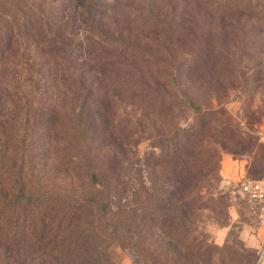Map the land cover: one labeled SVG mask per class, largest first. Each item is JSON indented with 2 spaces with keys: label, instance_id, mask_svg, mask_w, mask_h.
<instances>
[{
  "label": "rangeland",
  "instance_id": "1",
  "mask_svg": "<svg viewBox=\"0 0 264 264\" xmlns=\"http://www.w3.org/2000/svg\"><path fill=\"white\" fill-rule=\"evenodd\" d=\"M246 1L0 0V264L243 258L262 220L221 168L264 176V8ZM170 88L193 106L150 107ZM175 159L196 176L184 221L161 209Z\"/></svg>",
  "mask_w": 264,
  "mask_h": 264
},
{
  "label": "trees",
  "instance_id": "2",
  "mask_svg": "<svg viewBox=\"0 0 264 264\" xmlns=\"http://www.w3.org/2000/svg\"><path fill=\"white\" fill-rule=\"evenodd\" d=\"M209 0H204V2H208ZM247 3L244 5V11L245 12H252L255 8L260 7V8H264V1H260V0H257L256 2L252 3V0H248L246 1ZM90 73V69L87 70L86 68H81L80 71L77 72V78L79 77H82L84 74H89ZM158 93L155 94V96H153L152 100H151V105L150 107H153V108H157V109H161L164 107V103H165V100H169L171 102L170 99H172V101H178L180 102V104L182 103H186L188 102L189 106H193L192 103L190 101H185L183 100L181 97H179V93L177 91H175L173 88H170L168 91H165V90H158L157 91ZM178 130L175 131L176 134H173L172 137H171V140L173 141H176L178 140V136L177 133ZM185 134L184 136V140H185V144H188V141L190 140V138L192 136H194V134L190 131V132H186V133H182V135ZM178 153V149L175 147H172L171 149V154L172 156H176ZM190 157V155L187 157L184 158L185 159H188ZM177 159L174 160L173 162V166H172V170L174 172V176H175V184L173 185L174 187V192H175V195L174 196H171L167 201H165L163 204H162V207L161 209H167L168 212H172V213H177L178 216L175 214L172 219H178V220H181V221H184V217H193V214H191L192 210L197 208L196 207V199L197 197H195V189L197 187V184H196V176H194L193 174H189L188 176V180L187 178L185 177H182L185 178V181L184 183L181 182V173L178 171L180 165L177 164ZM177 178H179L180 180L177 181ZM178 183L179 184H182V188H179L178 187ZM68 214V213H67ZM54 215L53 216V221L52 223L55 224V230L57 229V227H59L63 222H64V218L65 216L67 215ZM158 215V213H157ZM68 216V215H67ZM75 214L73 216H69V219H67L66 223L69 225H71L72 223H76L78 222L79 220L78 219H75ZM168 214L165 213L164 217H165V220L168 218ZM161 222H165L164 220H162ZM152 227H155V223L153 224H150ZM63 242H61L62 244ZM62 246V245H61ZM56 249V247H53V249ZM188 246H183V250L187 249ZM244 253H243V258H239L237 260V264H251L253 262V257H254V253H252L251 250L249 249H243ZM68 253V249L66 250H63L61 252V254L65 255ZM187 261V260H185Z\"/></svg>",
  "mask_w": 264,
  "mask_h": 264
},
{
  "label": "built area",
  "instance_id": "3",
  "mask_svg": "<svg viewBox=\"0 0 264 264\" xmlns=\"http://www.w3.org/2000/svg\"><path fill=\"white\" fill-rule=\"evenodd\" d=\"M222 186H225L231 192L236 191L258 210L261 218H264V178L250 179L243 177L236 182L226 179L223 181ZM263 250L264 247L260 253V257Z\"/></svg>",
  "mask_w": 264,
  "mask_h": 264
},
{
  "label": "crops",
  "instance_id": "4",
  "mask_svg": "<svg viewBox=\"0 0 264 264\" xmlns=\"http://www.w3.org/2000/svg\"><path fill=\"white\" fill-rule=\"evenodd\" d=\"M242 165L241 162L237 163L233 160H224V164L221 168V174L223 179H229L232 182H236L243 178L242 175ZM264 178V176L262 177ZM254 207V206H253ZM255 208V207H254ZM256 209V208H255ZM256 211H258L256 209ZM262 223L261 226L258 228L257 233L250 234L247 230L244 231L243 234H241L242 240L245 244V247L253 249L258 251L260 247V235L259 233H262V236L264 235V218H261ZM260 264H264V250L261 255V261Z\"/></svg>",
  "mask_w": 264,
  "mask_h": 264
}]
</instances>
